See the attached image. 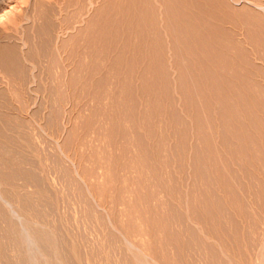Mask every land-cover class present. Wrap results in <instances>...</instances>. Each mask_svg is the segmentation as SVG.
<instances>
[{"label": "rangeland", "instance_id": "1", "mask_svg": "<svg viewBox=\"0 0 264 264\" xmlns=\"http://www.w3.org/2000/svg\"><path fill=\"white\" fill-rule=\"evenodd\" d=\"M0 264H264V0H0Z\"/></svg>", "mask_w": 264, "mask_h": 264}, {"label": "bare ground", "instance_id": "2", "mask_svg": "<svg viewBox=\"0 0 264 264\" xmlns=\"http://www.w3.org/2000/svg\"><path fill=\"white\" fill-rule=\"evenodd\" d=\"M188 1H189V0H188ZM180 2H182V1H180ZM180 2H179V3H180ZM177 3H178V2H177ZM185 3H186V2H185ZM189 3H190V2H189ZM182 5H183V4H182ZM65 8H66V7H65ZM182 8H183V7H182ZM261 8H263V7H261ZM177 18H178V17H177ZM132 19H133V18H132ZM193 32H194V31H193ZM177 34H178V33H177ZM123 40H124V39H123ZM127 40H128V39H127ZM99 41H100V40H99ZM125 41H126V40H125ZM125 41L123 42V44L125 43ZM119 42H120V41H119ZM119 42H118V43H119ZM128 42H129V41H128ZM126 43H127V42H126ZM205 43H206V42H205ZM107 44H108V43H107ZM209 44H210V43H209ZM124 45H125V44H124ZM126 46H127V45H126ZM200 48H201V47H200ZM193 51H194V50H193ZM191 52H192V51H191ZM219 54H220V53H219ZM207 61H209V60H207ZM212 61H213V60H212ZM216 61H217V60H216ZM196 62H197V61H196ZM203 62H204V61H202V63H203ZM205 62H206V61H205ZM214 62H215V59H214ZM218 62H219V61H217V63H218ZM209 63H210V62H209ZM197 64H198V62H197ZM207 64H208V63H207ZM207 64L205 63L204 65H207ZM212 64H214V63H212ZM218 64H219V63H218ZM199 66H200V65H199ZM209 66H210V65H209ZM213 66H215V64H214ZM200 69H201V68H200ZM210 71H211V70H210ZM201 72H202V71H201ZM201 72H200V74H201ZM205 72H206V71H205ZM213 72H214V71H213ZM215 72H216V71H215ZM217 73H218V72H217ZM201 75H202V74H201ZM201 75H200V76H201ZM204 75H205V74H204ZM204 75H203V76H204ZM217 75H218V74H217ZM221 75H222V74H221ZM203 76H202V77H203ZM207 76H208V75H207ZM219 76H220V75H219ZM197 77H198V75H197ZM208 78H209V77H208ZM215 78H216V77H215ZM204 79H206V77H205ZM216 79H217V78H216ZM201 80L203 81V78H202ZM203 83H204V81H203ZM197 84H198V83H197ZM212 84H214V82H213ZM210 85H211V84H209V86H210ZM210 87H211V86H210ZM203 88H205V87H203ZM219 88H220V87H219ZM205 89H206V88H205ZM205 89H204V90H205ZM226 89H227V88H226ZM226 89H224V90H226ZM208 90H210V89L208 88ZM212 90H213V89H212ZM212 90H211V91H212ZM201 91H202V90H201ZM213 92H214V91H213ZM213 92H212V93H213ZM204 93H205V91L203 92V94H204ZM206 93H207V92H206ZM206 93H205V94H206ZM208 93H209V92H208ZM208 93H207V94H208ZM215 93H216V95H217L218 92L215 91L214 94H215ZM219 93H221V92H219ZM231 93H232V91H231ZM227 94H228V93H227ZM210 95H211V94H210ZM210 95H209V96H210ZM220 95H221V94H220ZM229 96H230V95H229ZM215 97L218 98V96H215ZM219 98H220V97H219ZM219 98H218V100H219ZM212 99H213V98H212ZM198 100H199V99H198ZM214 100H215V99H214ZM214 100H210V101H214ZM218 100H217V102H218ZM220 100H221V99H220ZM205 101H206V100H205ZM215 101H216V100H215ZM197 102L199 103V102H202V101H197ZM206 102H207V101H206ZM206 102H204V103H206ZM217 102H215V103H217ZM220 102H221V101H220ZM204 103H203V105H204ZM212 103H214V102H212ZM215 103H214V104H215ZM196 104H197V103H196ZM200 104L202 105V103H200ZM208 104H209V103H208ZM217 105L220 106V103H219V104L217 103ZM204 106H205V105H204ZM207 106H209V105H206V107H207ZM215 107H216V105H215ZM204 108H205V107H204ZM218 108H219V107H218ZM218 108H217V109H218ZM209 109H210V108H209ZM204 110H205V109H204ZM206 110H207V109H206ZM220 110H221V109H220ZM224 110H225V109H224ZM228 111H229V110H228ZM204 112H206V111H204ZM223 112H224V111H223ZM226 112H227V111H226ZM209 114H211V113L209 112ZM221 114H222V113H220V114H218V115H221ZM204 115H205V113H204ZM222 115H223V114H222ZM210 116H212V114H211ZM213 116H214V115H213ZM223 116H224V115H223ZM221 117H222V116H221ZM212 118H216V117H212ZM220 124H222V122H221ZM220 127H221V126H220Z\"/></svg>", "mask_w": 264, "mask_h": 264}]
</instances>
